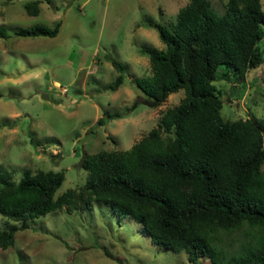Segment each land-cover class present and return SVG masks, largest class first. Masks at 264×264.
I'll list each match as a JSON object with an SVG mask.
<instances>
[{
    "label": "trees",
    "instance_id": "obj_1",
    "mask_svg": "<svg viewBox=\"0 0 264 264\" xmlns=\"http://www.w3.org/2000/svg\"><path fill=\"white\" fill-rule=\"evenodd\" d=\"M40 3H27L28 14L38 15ZM61 26L34 25L16 35L56 37ZM147 26L158 30L166 47L141 48L153 73L136 78V85L151 106L182 89L184 98L130 149L87 153L81 166L89 176L80 189L57 195L65 171L27 170L16 182L12 171L0 167V214L7 219L0 227L2 249L30 228L31 219L99 202L138 221L154 244L185 252L191 262L205 257L211 264H264V119H225L215 85L245 81L264 63L262 0H228L222 15L210 0H190L170 27L155 21ZM9 37L8 26L0 25V38ZM110 60L119 71L108 86L114 91L127 68ZM122 116L108 112L98 122ZM239 230L246 241L230 253L224 235Z\"/></svg>",
    "mask_w": 264,
    "mask_h": 264
},
{
    "label": "rangeland",
    "instance_id": "obj_2",
    "mask_svg": "<svg viewBox=\"0 0 264 264\" xmlns=\"http://www.w3.org/2000/svg\"><path fill=\"white\" fill-rule=\"evenodd\" d=\"M33 1L0 0V25L10 34L0 38V167L12 171L16 182L27 170L65 171L60 195L86 183L89 173L81 162L87 153L130 149L184 98L182 89L151 106L135 79L153 73L141 48L166 47L149 21L170 27L190 0H40V13L30 15L25 5ZM227 1L210 0L218 15ZM58 22L56 37L16 35L18 29ZM259 45L264 54V39ZM111 58L127 68L114 91L108 86L119 71ZM215 85L225 119H264V63L245 81L222 79ZM108 112L123 116L101 125L98 120ZM5 221L0 214V227ZM28 222L30 228L19 230L12 246L0 247V264H211L209 258L194 263L185 252L154 244L141 223L99 202ZM224 241L234 253L246 239L239 230L225 234Z\"/></svg>",
    "mask_w": 264,
    "mask_h": 264
}]
</instances>
